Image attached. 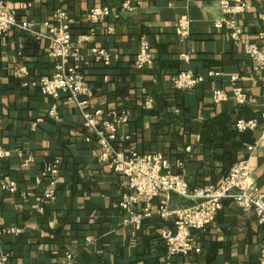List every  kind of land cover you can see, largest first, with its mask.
I'll list each match as a JSON object with an SVG mask.
<instances>
[{"label": "crops", "instance_id": "crops-1", "mask_svg": "<svg viewBox=\"0 0 264 264\" xmlns=\"http://www.w3.org/2000/svg\"><path fill=\"white\" fill-rule=\"evenodd\" d=\"M5 2L39 32H47L56 8L68 12L71 41L85 59L81 71L92 88L91 102L99 108L131 110L129 120L118 126V134L128 136L117 142L119 148L160 151L171 160L172 170L193 186L217 184L232 164L247 158L254 183L264 191V71L242 44L214 27L213 19L221 14L219 0H132V10L122 9L123 0ZM245 2L248 8L239 22L253 40L264 24L259 18L264 0ZM92 6L118 15L92 23L86 17ZM184 13L190 16L191 32L181 41L175 23ZM91 29L89 38L79 39ZM142 38L150 44L153 62L136 67ZM101 46L110 53L107 64L89 59L91 48ZM189 50L188 62L178 58ZM56 60L44 37L17 27L0 36V145L12 152L0 160V227L20 229L0 235L6 264H166L162 232L174 227L157 209L162 201L172 210L198 199L161 191L151 200L150 213L137 220L132 216L143 212L142 196L131 214L120 208L119 174L99 160V146L88 139L91 131L74 102L63 94L43 95L32 84L39 75H50ZM187 67L196 74H213L197 88L176 89L172 77ZM21 70L25 72L19 74ZM233 77L247 93L246 102L235 100ZM217 88L227 91L226 99H212ZM147 98L152 99L149 108L143 106ZM52 106L56 115L49 113ZM238 119H254L255 126L237 129ZM18 151L33 161L23 165ZM56 155L62 165L56 197L49 201L43 193L47 180L40 172ZM8 179L15 181V192L1 186ZM219 209L206 230H194L202 250L175 254L170 264L259 263L264 222L232 198L223 199Z\"/></svg>", "mask_w": 264, "mask_h": 264}, {"label": "built area", "instance_id": "built-area-1", "mask_svg": "<svg viewBox=\"0 0 264 264\" xmlns=\"http://www.w3.org/2000/svg\"><path fill=\"white\" fill-rule=\"evenodd\" d=\"M23 7L26 4H22ZM221 14L214 18L212 23L215 28L224 29L233 42L243 45L244 53L261 71H264V24L257 30L256 37L252 40L243 34V27L239 22V15L248 8L245 0H219ZM122 9L132 10V0H123ZM52 22L47 32H39L33 28V22L26 18H19L11 10L5 0H0V36L5 34L12 27H17L25 32L35 34L38 37L47 39L49 53L55 56L57 63L54 71L50 74L39 75L32 83L38 91L47 96L59 97L60 94L74 102L78 111L83 116V125L90 129L88 139H93L100 149L99 160L105 161L113 170L119 174L121 199L119 207L127 213H132V208L138 203L139 197L144 199L142 213L132 216L137 220L142 215H148V207L155 195L161 191L176 192L186 198L198 199L197 203L186 208L169 209L166 201L160 203L157 211L161 217L171 219L173 229L167 228L162 232V238L166 244V264L175 254H188L191 251L200 252L202 247L198 243L196 231L206 230L214 220L223 199L232 198L239 207L253 210L259 222H264V191L254 183L249 161L247 158L240 159L231 165L228 172L217 184H206V186H193L189 179L182 173L173 171L171 160L160 151L140 152L131 147L128 152L119 148L117 142L126 139L127 135L118 134L119 124L126 123L130 118L131 110L128 107L99 108L91 102L92 88L81 71L85 59L78 46L71 41L72 18L62 8H56ZM118 15V11L102 6H92L86 13V17L92 23L99 22L110 14ZM264 23V12L259 14ZM175 32L179 40L183 41L190 35L191 19L187 13L180 15L175 23ZM83 33L80 40L89 38L93 34ZM140 46L135 53L134 66L144 67L151 65L153 54L150 44L146 38L140 40ZM191 51L181 52L178 55L184 62H188ZM89 59L95 62L109 63L110 53L105 47H92ZM25 70L18 72L24 73ZM213 74L208 71L206 74H196L190 68L179 70L172 77L173 86L179 90L197 88L206 78ZM232 93L239 103L246 102L247 93L239 85H235L236 77L232 78ZM227 91L223 88L213 90L212 99L215 102L226 99ZM143 106H152V99L147 98ZM49 113L56 115V108L52 106ZM254 119H238L235 123L237 129H247L255 126ZM11 150L0 145V160L9 157ZM22 157V164L28 165L33 157L28 155ZM62 162L56 155L50 161L45 162L40 172L41 178H46L47 187L44 189V197L47 200H54L56 197V185L59 181V171ZM177 165L182 167V162L177 160ZM1 186L12 192L16 191L15 181L12 179L2 180ZM20 229L15 226L0 227V235L4 233H18ZM259 251V263L264 264V239H262ZM68 259H72L71 253H67ZM8 253L0 251V264H6Z\"/></svg>", "mask_w": 264, "mask_h": 264}, {"label": "trees", "instance_id": "trees-1", "mask_svg": "<svg viewBox=\"0 0 264 264\" xmlns=\"http://www.w3.org/2000/svg\"><path fill=\"white\" fill-rule=\"evenodd\" d=\"M251 139L250 140H253V138L252 137H250Z\"/></svg>", "mask_w": 264, "mask_h": 264}]
</instances>
